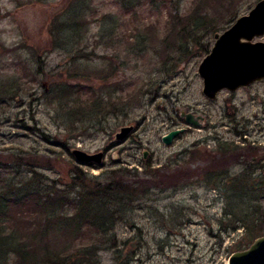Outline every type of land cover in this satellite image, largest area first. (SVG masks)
<instances>
[{"label":"rangeland","instance_id":"1","mask_svg":"<svg viewBox=\"0 0 264 264\" xmlns=\"http://www.w3.org/2000/svg\"><path fill=\"white\" fill-rule=\"evenodd\" d=\"M198 1L182 0L180 14ZM258 1L226 3L240 17ZM123 2L0 0V186L5 180L9 186L69 189L78 165L89 186L113 178L129 185L137 174L161 182L185 173L177 185L154 184L127 207L115 227L119 246L100 247L97 264H229L235 251L264 235L248 234L261 219L257 231H264V192L251 190L264 177L258 165L264 162V80L209 100L198 68L215 34L233 23L202 38L208 49L194 44L184 60L167 61L169 73L161 72L153 49L134 53L126 47L137 36L155 46L152 34L166 36L175 9L163 7L164 0H140L127 12ZM72 16L88 20L79 41L67 37L64 22ZM171 41L174 48L180 42ZM188 112L202 116V125L186 123ZM129 125L135 126L132 133L117 139ZM180 128L184 132L171 144L163 141ZM223 142L228 153L220 154ZM75 148L103 152L102 164L78 162ZM149 161L151 175L145 172ZM235 174L246 186H233ZM95 232L86 227L83 242L89 244ZM114 248L122 254L117 262Z\"/></svg>","mask_w":264,"mask_h":264},{"label":"trees","instance_id":"2","mask_svg":"<svg viewBox=\"0 0 264 264\" xmlns=\"http://www.w3.org/2000/svg\"><path fill=\"white\" fill-rule=\"evenodd\" d=\"M181 1L164 0L163 7L175 10L173 13L172 10L170 11V19L164 27L167 29L166 36L162 38L158 31L152 34V41L157 40L155 46L152 42L147 43L149 39L141 40L138 38L140 36H137L135 41L126 47L134 53L136 51L151 52L153 49V52L162 59L159 70L161 72L169 73L171 68L167 61L178 63L184 60L186 55L192 53L191 47L194 44L201 46L204 50L208 49L207 43L203 42L202 38L225 29L226 25L234 23L239 15L234 8L231 11L228 10L231 3L227 4L226 0H199L192 10L183 15L180 14ZM137 4H140V0H124L121 6L130 12ZM80 11H84V8H80ZM228 11L233 15L230 18L226 16ZM73 16L71 20L66 19L67 21L64 22L69 30L67 37L72 41L76 39L79 41L81 27H87L88 20L81 19L77 22L73 20L75 19ZM224 23L227 24L224 25ZM171 39L180 41L175 48L172 46ZM161 47H163L162 52L159 50ZM224 145V142L219 145L218 149L221 151L218 153L222 154L225 151L227 146L222 147ZM225 152L228 153V151ZM252 161V166L256 165L255 159ZM210 163L215 165L212 160ZM258 165L264 166V162ZM151 166L149 161L145 167V172L150 175L153 174ZM72 171L74 186H68L69 189L65 190L59 186H50L49 189L41 186H9L8 184L6 186L5 180L1 182L4 186H0V264H97L100 247L109 250L112 249L113 243L114 247L119 246L115 227L119 219L125 217L124 211H127V207L133 206L136 198L140 199L150 194L154 184L163 188L170 183L177 185L180 177L185 175L182 172L172 173L166 176V181L163 179L160 182L155 180V175L151 178H139L135 173L137 175H133L135 178L131 180L133 184H122L113 178L106 183L94 180L89 186L86 181L87 172L79 165ZM207 175V178L213 176L212 173ZM219 176L224 181V175L219 174ZM235 176L236 174L233 175V186H243V176ZM257 186L260 187L261 192H264V177L256 180L251 190L256 191ZM261 195L264 197V193ZM261 222L263 219L249 226L248 234L258 233V236L264 234V231H257V225ZM86 227L95 229L97 234L93 237L95 240L89 241V244L84 243L82 238ZM237 229V226L232 228V230ZM253 229L256 231L254 232ZM51 232H53L52 236ZM106 245L108 248H104ZM113 254L115 262L122 257L121 250L117 248H114ZM129 259L130 256L126 261Z\"/></svg>","mask_w":264,"mask_h":264},{"label":"water","instance_id":"3","mask_svg":"<svg viewBox=\"0 0 264 264\" xmlns=\"http://www.w3.org/2000/svg\"><path fill=\"white\" fill-rule=\"evenodd\" d=\"M264 0H259L249 13L241 15L222 33L215 34L210 52L199 65L198 73L203 78V94L213 100L222 90L236 91L264 80ZM186 123L201 126L202 116L185 115ZM134 125L122 126L117 139H125L134 130ZM185 128L172 130L163 136L166 144L184 132ZM146 155V154H145ZM80 163L102 164L104 153H89L80 148L73 150ZM229 264H264V235L256 238L250 246L235 251Z\"/></svg>","mask_w":264,"mask_h":264},{"label":"flooded vegetation","instance_id":"4","mask_svg":"<svg viewBox=\"0 0 264 264\" xmlns=\"http://www.w3.org/2000/svg\"><path fill=\"white\" fill-rule=\"evenodd\" d=\"M247 143H248V142H247ZM247 143H246V144H247ZM147 153H148V151H147V152H145V154H146V155H147ZM145 154H144V155H145ZM146 155H145V156H146ZM254 159H255V158H253V160H254ZM229 172H230V171H229Z\"/></svg>","mask_w":264,"mask_h":264}]
</instances>
